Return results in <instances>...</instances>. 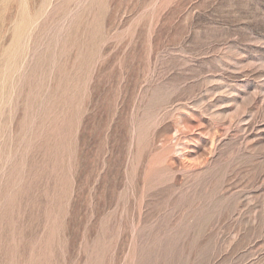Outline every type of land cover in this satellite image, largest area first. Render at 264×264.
Wrapping results in <instances>:
<instances>
[{"label": "rangeland", "instance_id": "374dc122", "mask_svg": "<svg viewBox=\"0 0 264 264\" xmlns=\"http://www.w3.org/2000/svg\"><path fill=\"white\" fill-rule=\"evenodd\" d=\"M0 264H264V0H0Z\"/></svg>", "mask_w": 264, "mask_h": 264}]
</instances>
